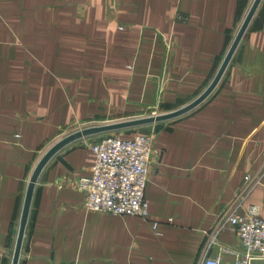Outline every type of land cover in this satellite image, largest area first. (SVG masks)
<instances>
[{"label":"crops","instance_id":"1","mask_svg":"<svg viewBox=\"0 0 264 264\" xmlns=\"http://www.w3.org/2000/svg\"><path fill=\"white\" fill-rule=\"evenodd\" d=\"M253 1L0 0V264L12 263L45 152L84 126L195 100ZM151 125L159 155L145 188L148 218L83 209L74 183L89 174L98 138H82L39 174L18 264H197L224 206L239 215L256 206L264 217V0L211 94ZM246 175L260 183L235 199ZM220 242L241 248L232 234Z\"/></svg>","mask_w":264,"mask_h":264},{"label":"built area","instance_id":"2","mask_svg":"<svg viewBox=\"0 0 264 264\" xmlns=\"http://www.w3.org/2000/svg\"><path fill=\"white\" fill-rule=\"evenodd\" d=\"M173 20L184 23L187 17L175 13ZM92 150L95 162L89 174L74 183V187L84 193L83 209L148 218L145 188L150 166L159 155L153 135L136 133L127 139L117 135L107 136L95 142ZM259 183V177L246 175L245 183L235 199L247 188ZM225 233L237 237L240 250L220 242V236ZM223 254L232 255L233 261L224 262ZM253 262L264 264V217L256 206H249L244 215H239L234 203L228 204L218 212L215 222L205 231V244L197 264Z\"/></svg>","mask_w":264,"mask_h":264},{"label":"water","instance_id":"3","mask_svg":"<svg viewBox=\"0 0 264 264\" xmlns=\"http://www.w3.org/2000/svg\"><path fill=\"white\" fill-rule=\"evenodd\" d=\"M260 0H254L249 11L247 12L241 26L238 29L237 34L235 35V38L233 42L231 43V46L220 66L218 69L215 77L213 80L210 82V84L207 86V88L192 102L187 104L186 106H183L179 109L164 113V114H159L155 116H147V117H140V118H133L130 120L126 121H119V122H112L109 124L105 125H96V126H88L85 128H82L80 130L74 131L70 134L65 135L62 137L60 140L55 142L46 152L45 154L41 157L37 165L35 166L31 177L28 182L26 194H25V199H24V205H23V210L21 214V219H20V224H19V230L17 234V240L15 244V248L13 251V258H12V263L11 264H18V260L20 257V251H21V244L23 240V235H24V230L25 226L27 223V218L29 215V209L32 201V196L34 192V188L37 182V179L39 177V174L41 173L42 169L44 166L49 162L51 158H53L55 155L58 154L59 151H61L65 146L68 144L75 142L77 140H80L85 137L93 136V135H98L110 131H116L120 129H125V128H134V127H140L143 125H151V124H156L164 121H168L174 118H177L179 116H182L192 109H194L196 106H198L201 102H203L214 90L216 85L218 84L219 80L221 79L235 49L237 48L253 14L255 13V10L259 4Z\"/></svg>","mask_w":264,"mask_h":264},{"label":"rangeland","instance_id":"4","mask_svg":"<svg viewBox=\"0 0 264 264\" xmlns=\"http://www.w3.org/2000/svg\"><path fill=\"white\" fill-rule=\"evenodd\" d=\"M170 111L171 110H167L166 108H160V107L159 108H148V109L143 110L142 112H137L136 114H133L132 116H129L128 118H123L120 121H126V120H130L133 118L155 116V115L164 114V113H167ZM114 122H119V121H114ZM164 122H166V121H164ZM109 123H112V122H107V123L104 122V123L93 124V125H89V126L105 125V124H109ZM152 126L153 125H143L140 127L125 128V129H120V130H116V131H110V132L98 134V135H95L98 138L95 142L99 141L103 137L112 136V135H117V136H120L121 138L127 139L128 137H130L131 135H134L136 133H138V134H151L150 129ZM82 128H85V126ZM82 128H80V129H82ZM80 129H77V130H80ZM77 130H75V131H77ZM72 132H74V131H72ZM72 132H70V133H72Z\"/></svg>","mask_w":264,"mask_h":264}]
</instances>
